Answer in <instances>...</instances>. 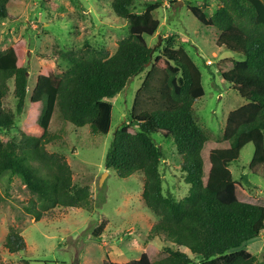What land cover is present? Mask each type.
Returning a JSON list of instances; mask_svg holds the SVG:
<instances>
[{
	"label": "trees",
	"instance_id": "1",
	"mask_svg": "<svg viewBox=\"0 0 264 264\" xmlns=\"http://www.w3.org/2000/svg\"><path fill=\"white\" fill-rule=\"evenodd\" d=\"M178 1L187 3L196 21L217 31L216 47L239 58L221 78L245 103L229 111L221 139L212 141L205 180L201 152L211 140L192 117L193 103L204 95L200 72L182 47H172V38L165 39L166 47L151 62L154 51L145 40L159 27L153 16L159 2H147L144 9L135 11L137 0H111L113 13L127 24V37L117 43L111 56L74 58L71 67L58 76H37L29 95L33 108H40L36 123L27 127L18 143L11 137L0 139V177L14 174L34 194L26 211L35 222L54 208L89 210V188L75 186L64 158L45 151L55 108L63 121L106 135L112 110L108 100L150 66L133 98L129 122L113 133L104 168L124 179L135 172L142 174L141 199L157 219L148 237H163L172 247H165L167 255L154 262L142 253L126 263L106 258L101 264L256 263L243 247L264 232V206L238 199L236 186L242 185L233 178L229 165L251 144L249 173L264 180V0H215L217 5L209 16L205 12L209 0H202L203 6ZM7 2L0 0V22L7 18ZM23 56L20 42L0 51V130L13 124L12 114L2 111L9 80L13 81L15 113L24 108L28 69L21 65ZM153 133L170 138L181 158L180 171L189 185L181 200L162 193V153L151 138ZM98 196L96 204L104 201ZM105 226L100 221L94 237ZM3 245L9 254L25 250L23 237L13 229ZM259 264H264V252Z\"/></svg>",
	"mask_w": 264,
	"mask_h": 264
},
{
	"label": "rangeland",
	"instance_id": "2",
	"mask_svg": "<svg viewBox=\"0 0 264 264\" xmlns=\"http://www.w3.org/2000/svg\"><path fill=\"white\" fill-rule=\"evenodd\" d=\"M110 2L8 0L7 18L0 22V51L16 42L23 45L21 65L28 69V82L24 108L18 115L15 113L13 81L7 82L2 111L12 114L13 124L8 130H0L1 140L11 137L18 143L27 127L36 123L40 108H33L29 95L37 76H58L71 67L74 58L111 56L117 43L127 37V24L113 13ZM147 2L161 4L153 12L159 27L152 37L145 39L154 51L151 62L166 47L165 39L172 38V47H182L201 75L204 95L193 103L192 117L211 140L201 152L205 180L212 141L221 139L229 111L245 103L221 78V73L239 58L222 47H216L217 31L196 21L186 2L137 0L135 11L144 9ZM190 3L205 5L202 0H190ZM216 5L215 0H209L205 9L208 16ZM149 68L147 66L144 73L134 77L122 92L108 100L112 110L106 135L92 134L88 126L78 128L63 121L55 108L49 125L50 141L44 148L48 154L64 158L72 171L75 186L89 188L92 205L89 210L54 208L35 222L26 211L30 200L36 198L34 194L18 176L7 173L0 177V264H100L106 258L124 263L138 259L142 253L154 262L167 255L164 249L172 247L171 244L163 237H148L157 219L142 202V174L135 172L124 179L112 169L104 168L113 133L129 122L133 98ZM151 138L162 153L159 166L162 193L175 200L183 199L188 194L189 185L184 182L179 167L181 158L173 141L160 133H153ZM252 154L253 147L247 144L229 169L237 183L242 185L241 188L236 186L238 199L264 206V180L252 176L248 170ZM242 176L246 179L242 180ZM99 193L104 201L96 204ZM102 220L106 226L98 237H94L93 231ZM10 229L23 237L25 250L16 254L7 252L3 243ZM261 235L264 238V234ZM252 244L247 243L243 249L252 252L255 264H259L264 244L257 249L249 246ZM180 251L188 253L182 247Z\"/></svg>",
	"mask_w": 264,
	"mask_h": 264
},
{
	"label": "crops",
	"instance_id": "3",
	"mask_svg": "<svg viewBox=\"0 0 264 264\" xmlns=\"http://www.w3.org/2000/svg\"><path fill=\"white\" fill-rule=\"evenodd\" d=\"M263 234H264V232H262ZM261 233V234H262ZM259 235V237H256V238H254V239H252V240H250V241H248L247 243H254V244H252V245H249L250 247L251 246H254V247H256V249L258 248V247H260L262 244H264V238H263V236L262 235ZM106 242H104V244H105ZM246 243V244H247ZM262 243V244H261ZM245 244V245H246ZM251 248H253V247H251ZM250 249V248H249ZM245 251H247V250H245ZM247 252H249V251H247ZM250 253V252H249ZM252 253V252H251ZM250 253V254H251ZM252 256H253V254H251ZM105 260V259H104ZM134 260H137V259H134ZM111 261V260H110ZM131 261V260H130ZM103 262V260H101V263ZM112 262H114V261H112ZM129 262V261H128ZM100 263V264H101ZM115 263H118V262H115ZM124 263H126V262H124Z\"/></svg>",
	"mask_w": 264,
	"mask_h": 264
},
{
	"label": "water",
	"instance_id": "4",
	"mask_svg": "<svg viewBox=\"0 0 264 264\" xmlns=\"http://www.w3.org/2000/svg\"><path fill=\"white\" fill-rule=\"evenodd\" d=\"M181 2V1H180ZM159 41H160V38L158 39V43H159Z\"/></svg>",
	"mask_w": 264,
	"mask_h": 264
},
{
	"label": "built area",
	"instance_id": "5",
	"mask_svg": "<svg viewBox=\"0 0 264 264\" xmlns=\"http://www.w3.org/2000/svg\"><path fill=\"white\" fill-rule=\"evenodd\" d=\"M209 63V62H208Z\"/></svg>",
	"mask_w": 264,
	"mask_h": 264
}]
</instances>
